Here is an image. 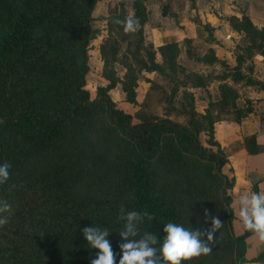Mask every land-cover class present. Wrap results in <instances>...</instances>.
I'll list each match as a JSON object with an SVG mask.
<instances>
[{
	"label": "trees",
	"instance_id": "1",
	"mask_svg": "<svg viewBox=\"0 0 264 264\" xmlns=\"http://www.w3.org/2000/svg\"><path fill=\"white\" fill-rule=\"evenodd\" d=\"M96 2L0 0V164H11L8 181L0 184V201L12 205L9 222L0 227V264H90L98 250L88 245L82 229L95 225L110 232L107 239L119 264V245L125 242L119 235L125 224L119 219L121 207L154 215L139 225V234L150 232L158 239L168 222L203 231L217 217L224 224L210 244L211 253L181 264H240L244 236L231 232L233 180L224 173L227 160L213 139V125L243 115L226 80L263 87L239 68L254 53L263 56L264 29L256 30L245 17L230 20L245 42L235 66L221 62L222 72L206 79L190 75L187 88L197 94L200 106L208 99L204 111H195L196 98L186 90L188 109L177 111L172 102L178 90L172 89L161 98L163 116H156L144 112L146 95L137 102L138 82L142 73L165 80L174 76L180 69L178 47L174 40L156 51L143 44L141 0L133 4L132 16L140 21L136 32L125 33L115 23L127 17L120 4L99 19L107 30L93 28ZM113 33L124 42L126 58L117 60L116 42L107 51L98 48L100 76L107 84L90 99L85 78L91 44ZM106 53L108 59L102 57ZM185 57L206 67L217 63L212 51L199 56L191 47ZM115 65L123 69L120 78ZM212 81L218 83L215 99L205 92ZM148 83V90L160 89ZM116 85L124 102L138 108L134 116L110 99L108 92ZM171 114L184 122L171 120ZM200 135L206 137L205 146Z\"/></svg>",
	"mask_w": 264,
	"mask_h": 264
},
{
	"label": "crops",
	"instance_id": "2",
	"mask_svg": "<svg viewBox=\"0 0 264 264\" xmlns=\"http://www.w3.org/2000/svg\"><path fill=\"white\" fill-rule=\"evenodd\" d=\"M136 1L97 0L91 13L92 27L107 18L108 11L118 4L122 5L127 16H132ZM139 14H143L144 18L141 27L144 45H150L156 51L166 41L174 40L183 58L188 47L198 48L199 56L212 51L217 70L222 68L219 65L221 62L228 68L234 67L235 57L245 43L243 34L232 29L230 20L237 22L245 17L256 30L264 29V0H141ZM261 47L263 56L254 53L244 59L239 72L263 87L232 84L226 80L225 83L240 95L235 104L243 115L238 121L225 118L213 125V139L227 160L224 173L233 180L229 191L231 232L234 237L244 236L240 264H264V246H257L250 238L252 234L243 229L233 204L240 192H264V41ZM180 53L179 57H182ZM155 58L159 60L157 53ZM96 71L99 76L97 87H104L107 83L100 76L101 66ZM116 75L120 78L122 73ZM150 75L154 73L141 75L137 102L146 95ZM140 86L144 87L141 94ZM117 87L108 92L109 97L116 91L119 93ZM113 102L117 104L115 100ZM206 103L203 102L200 109L206 108Z\"/></svg>",
	"mask_w": 264,
	"mask_h": 264
},
{
	"label": "clouds",
	"instance_id": "3",
	"mask_svg": "<svg viewBox=\"0 0 264 264\" xmlns=\"http://www.w3.org/2000/svg\"><path fill=\"white\" fill-rule=\"evenodd\" d=\"M115 23L121 25L125 33H134L140 28L139 18L133 16L116 19ZM10 168L11 164L7 161L0 164V184L8 181ZM233 204L243 229L252 234L250 238L255 240L257 246H264V192H240ZM11 214L12 205L7 201H0V227L9 222ZM207 215L206 212V223ZM145 218L152 221L154 215L147 210L138 212L120 208L119 219L125 221V224L119 235L125 242L119 245L122 253L119 264H161V261L163 264H181L182 261L208 255L212 251L210 244L214 241L215 234L224 224L219 218L212 217L211 227L202 231L168 222L163 227L165 235L158 239L150 232L139 234V225ZM82 232L88 245L98 250L96 258L90 264H115L116 254L107 239L110 234L107 228L86 226Z\"/></svg>",
	"mask_w": 264,
	"mask_h": 264
},
{
	"label": "rangeland",
	"instance_id": "4",
	"mask_svg": "<svg viewBox=\"0 0 264 264\" xmlns=\"http://www.w3.org/2000/svg\"><path fill=\"white\" fill-rule=\"evenodd\" d=\"M117 6H119V5H117ZM106 26L107 25L105 24V22L101 21L99 23H96L93 28H98L100 30L101 29L104 30L106 28V30H107ZM117 40H118V38H117L116 34L113 33V35L107 34V37L105 36V39L102 38V39L94 40L91 44V47L89 50V58H88L89 72L85 78V80H86L85 89L88 91L90 99L94 98L95 89L97 88V82L99 80V76H98L96 70L99 66H102V61H101L100 53L98 52V50H99L98 48L103 46V48H106V51H107L108 47H110L111 44L116 42L117 60H122L124 57L126 58V56H125V52H126L125 44H124V42L118 43ZM96 49H98V50H96ZM194 49L196 50L195 53L197 55H200L198 52V48L194 47ZM183 56L184 55H182V57H179V59L177 60V65L180 68L179 69L180 71L178 70V72H176V74L174 76H169L168 80H165L163 77L158 76L157 74L156 75L155 74L150 75L152 77L150 79H148V81L154 82L157 86H159L160 89L151 90V91L147 89L146 96H145L146 107L144 109V112L152 113L156 116H163L165 108H166V104L163 103L161 98L166 96L167 94L171 93L172 89L178 90L176 93H174L173 102H172V106H174V108L177 111H180L182 107H184L186 110L188 109L187 106H188L189 101L186 100L185 97L183 96V93L186 91H187V93L192 92V94L194 95L193 99L196 98L195 99V105H196L195 111L197 113H202L204 111V109L203 110L200 109V103H199L200 101L197 99V94L194 93V91L191 90V88H187L189 86V83L193 80L190 77V75L202 74L201 76H203L206 79L207 77L210 76L209 73L211 74V76L218 75L220 72H222V68L220 70H217L214 68V66L206 67L205 64L192 63V62L188 61L185 57L183 58ZM102 57L108 59L109 54L106 53V55L104 54V56H102ZM131 64H132V66H134V64L132 62H131ZM114 68H115V71L117 73H123V69L121 66L115 65ZM211 68H213L214 70H211ZM209 70H211V72H209ZM184 79H187V82ZM184 81H185V84L183 83ZM205 87H206V90L205 89L204 90H205V92L208 91V93L210 94V99L217 98V96H218V84L217 83L212 81L210 83H207ZM143 88L144 87L140 86V94L142 93ZM148 88H149V86H148ZM117 89H118L119 93H117V91H116L115 93L110 95V98L113 101L114 100L116 101V103H117L116 105L119 109H121L125 113H128L131 116H134L136 114V112L138 111V108L132 107L129 104L125 103L123 100V93L120 95V90L118 87H117ZM205 92L203 91L204 95H205ZM189 94H191V93H189ZM239 96L240 95L237 93V98ZM118 100H120V101L118 102ZM204 100L208 102L207 98ZM194 108H195V106H194ZM169 118L171 120L179 122V123L184 122V118L176 116V115L171 114L169 116ZM228 118H230V117H228ZM199 138H200V143L203 146H205L206 137L204 135H200ZM232 261H233V259H232ZM226 264H230V263L227 262Z\"/></svg>",
	"mask_w": 264,
	"mask_h": 264
}]
</instances>
